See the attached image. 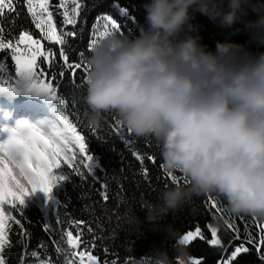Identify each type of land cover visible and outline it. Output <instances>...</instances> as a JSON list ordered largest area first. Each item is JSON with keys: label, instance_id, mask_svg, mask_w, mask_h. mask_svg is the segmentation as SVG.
<instances>
[{"label": "clouds", "instance_id": "1", "mask_svg": "<svg viewBox=\"0 0 264 264\" xmlns=\"http://www.w3.org/2000/svg\"><path fill=\"white\" fill-rule=\"evenodd\" d=\"M132 37H99L87 57L83 96L90 122L114 112L138 137L160 145L163 168L188 181L144 201V221L174 241L153 264H190L185 244L161 221L193 196L214 193L227 211L264 218V50L231 40L201 43L197 15L264 43V0H146ZM250 14L254 18H249ZM128 226L144 223L134 212Z\"/></svg>", "mask_w": 264, "mask_h": 264}, {"label": "trees", "instance_id": "2", "mask_svg": "<svg viewBox=\"0 0 264 264\" xmlns=\"http://www.w3.org/2000/svg\"><path fill=\"white\" fill-rule=\"evenodd\" d=\"M145 2L78 0L82 8L76 16V24L65 25V8L71 14V8L75 5L67 0L65 7H60V0H48L57 33H75L73 37L65 35L64 45L46 39L41 29L36 27L39 23L37 17L28 13L23 0H17L15 13L5 12L0 16V38L5 42L15 44L20 34L26 33L41 43L44 55L37 58V71L43 73L40 79L51 83L57 90V101L32 94H27V101L37 103L34 110L38 115L49 112L47 115L53 116L54 108L61 107L85 137L88 154L98 158V167L89 172L87 162L81 163L82 155L78 148H74L73 163L80 175L67 165H62L59 174L69 178L58 182L52 189L54 209L46 212L43 207L25 198L23 213L13 211L15 219L8 221L7 227L9 245L2 253L6 264H41V261H50L51 264L75 261V264H79L78 257H74L72 252L84 250L97 257V264H112L114 260L117 264H153L155 249L166 250L170 258L176 256L174 241L163 233L152 231V225L144 221L145 210L142 205L144 201L158 203L167 187L177 183L186 185L188 181L179 172L168 176V172L161 167L160 145L155 138L136 136L119 122L114 112L104 113L99 126L92 124L83 101L87 72L82 66L73 75L60 57L63 47L69 63L87 64L92 41L97 40L99 33L104 30V21L98 18L104 16L115 20L120 26L117 36L136 35L144 21ZM118 9H126L128 18ZM249 18L254 16L250 14ZM193 23L200 25L201 43L209 49L214 50L218 40H231L252 51L264 50V43L251 37L245 30L231 34V30L221 28L218 23L201 15H197ZM50 53L51 57L45 59ZM14 68L11 51L0 50V86L15 82ZM18 87L24 91L21 86ZM2 98L5 97L0 94ZM68 155L72 156L73 152ZM137 156L142 159H137ZM145 169L147 176L144 175ZM213 203L216 207L211 206ZM226 209L227 202L214 193L193 196L183 206L169 212L161 223L171 224L179 235L195 231L197 227L201 229L203 239L197 237L186 245L190 264L192 258L201 259L202 264H220L229 258L230 264H264V248L257 251L256 244L248 243L249 238L259 243L264 218L236 215ZM129 210L144 221L139 228L127 225L125 215ZM58 215L59 222L56 218ZM15 220L20 223L17 224ZM45 225L48 226L47 230ZM212 227L217 229L220 245L208 243ZM78 229L82 233L81 244L78 249H72L67 244L66 233L71 231L76 236ZM241 245L248 251L232 257V253ZM57 248L61 249L59 254ZM32 252H36L37 256L33 257ZM173 264H179V261L174 259Z\"/></svg>", "mask_w": 264, "mask_h": 264}, {"label": "snow or ice", "instance_id": "3", "mask_svg": "<svg viewBox=\"0 0 264 264\" xmlns=\"http://www.w3.org/2000/svg\"><path fill=\"white\" fill-rule=\"evenodd\" d=\"M17 0H0V16H3L5 12L15 13ZM27 5V11L33 17H37L39 12L40 22L36 24L37 28L47 27L45 33L46 39L54 41L57 44H65V35L67 37H73L74 32H68L65 35L57 33L53 24L52 13L49 11L48 0H39V7L33 4V0H23ZM67 0H60V7H65ZM71 3L75 5L71 8V14L67 8L63 13V23L65 25L76 24V16L79 14L82 5L78 3V0H71ZM121 14L127 19L128 13L126 9H118ZM44 14H47L46 19ZM98 19H103L104 30L99 33V37L108 35L120 34V26L115 20L110 17L104 16ZM131 22V21H129ZM95 30V29H94ZM2 32V29H0ZM96 40L92 41V45ZM25 45V51L21 49L19 45ZM0 50H10L11 60L15 62L14 74L15 82L8 83L7 86H0V93H6L10 97H14L20 94L18 86L23 85L26 94L43 95L46 99L51 101H57V90L52 87V84L40 79L42 72L37 71V58L44 54L40 51V45L37 41L26 34L21 33L19 39L13 44L11 41L5 42L0 38ZM49 56L44 57L49 59ZM60 57L63 58L64 63L73 75L76 74L78 69L82 66L85 71L88 70L87 64L80 62L69 63V58L66 55L64 48L61 47ZM64 73H61L63 75ZM55 119L43 121L39 124H33L26 120H19L13 127H6L4 132L6 133V139L0 142V264H6L5 257L2 255L3 250L9 245L7 237L8 221L14 220L13 211L21 212L25 210V197L33 194L37 189L41 190L45 194L52 192L55 184L60 181H64L69 177L67 175L59 174V170L62 165H67L80 175L79 170L75 168L73 160L75 159L74 148H78L79 153L82 155L81 163H86V167L89 172H93V169L98 167L97 157L88 154L89 149L85 141V137L77 130V126L73 124L68 115L64 114L61 107L56 106L54 108ZM129 130V129H128ZM130 131V130H129ZM73 152L72 156L68 153ZM135 155V153H134ZM137 159H142L137 156ZM149 159H152L149 157ZM163 168V165H161ZM144 175L147 176V170H144ZM168 176L172 174L167 173ZM107 199V196H105ZM212 207H216L213 203ZM59 222V215L56 217ZM17 224L19 220H15ZM82 223V222H81ZM228 227L232 228L231 225ZM47 230L48 226L45 225ZM211 239L208 243L211 245H220L221 241L217 238V229L211 228ZM233 231H237L232 228ZM92 231L91 228L88 229ZM260 240L259 243L251 238L248 239V243L256 244L257 251L264 248V227H260ZM82 233L77 231L76 236H73L71 231L66 233L67 244L72 249H78L81 244ZM200 237L203 239L201 229L197 227L195 231H188L181 237V242L185 245H189L195 238ZM237 238H239L237 236ZM61 249L57 248L59 254ZM248 248L241 245L236 248L232 253V257H235L238 253L247 252ZM33 257L37 256L36 252H32ZM72 255L78 257L79 264H97V257L92 255L90 251H73ZM86 257V260H85ZM229 260H223L220 264H230ZM41 264H51L50 261H41ZM66 264H75V261H67ZM112 264H117V261H113ZM191 264H202L201 259H192Z\"/></svg>", "mask_w": 264, "mask_h": 264}, {"label": "rangeland", "instance_id": "4", "mask_svg": "<svg viewBox=\"0 0 264 264\" xmlns=\"http://www.w3.org/2000/svg\"><path fill=\"white\" fill-rule=\"evenodd\" d=\"M33 4L37 7V10H38L39 0H33ZM46 17H47V14H44L45 19ZM37 19H38V22H40L39 12H37ZM40 29L45 35L47 31V27L43 26ZM35 41L39 43L40 51H41L42 50L41 43L38 40H35ZM19 47L21 49H25V51H29L28 49H26L25 45L23 44L19 45ZM30 54L31 53L29 51V55ZM21 87L24 91L22 92L21 88L19 87L20 94L14 97H10L6 93H0L1 95L5 97V98L0 99V142H3L4 139H6V133L4 132V129L6 127L10 128V127L15 126L16 122L19 120H26L33 124H39L43 121L55 119V114L53 116L47 115V113L49 112H47L46 114H42V113H40L39 115L36 114L37 111H35L34 109L37 106V103L28 102L29 97H27L24 86L21 85ZM25 198L34 201L35 203L43 207V209L46 212L54 209L55 207V201H54L52 192L49 194H45L41 190L37 189L33 194H31L30 196H26ZM212 228H215V227H212Z\"/></svg>", "mask_w": 264, "mask_h": 264}]
</instances>
